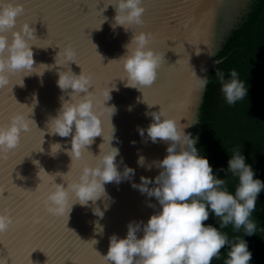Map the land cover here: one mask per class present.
I'll list each match as a JSON object with an SVG mask.
<instances>
[{"label":"water","instance_id":"water-1","mask_svg":"<svg viewBox=\"0 0 264 264\" xmlns=\"http://www.w3.org/2000/svg\"><path fill=\"white\" fill-rule=\"evenodd\" d=\"M250 2L141 0L143 24L125 31L122 26L112 27L116 0H0V6L11 3L23 7L15 28L3 35L11 41L12 32L28 24L33 29L28 43L34 59L31 75L27 71L11 73L9 84L0 88V127H7L14 116H22L29 124V130L21 132L18 146L0 153V214L12 219L9 228L0 233V264H106L102 256L108 251L111 236L126 238L130 222L142 227L160 211L155 197L132 185H139L141 176L154 180L159 175V162L167 155L168 142L153 143L147 132L141 136L139 129L146 130L153 122L147 113L161 110L165 118L180 125L191 124L183 131L197 138L205 88L196 86L192 70L198 77L209 78L220 63L216 55L224 37ZM139 32L151 34L148 47L163 58L156 81L142 92L125 87L122 63L110 61L123 56L124 46ZM69 47L75 53L73 62H67L63 54ZM69 69L75 75L82 69L91 78L88 91L102 126V136L95 137L82 150L81 159L72 163L66 151L71 149V136L51 135V127H47L63 101L75 103L79 99L70 96L71 89L62 92L57 85L58 73ZM109 89L111 99L105 106L116 108L111 118L110 110L104 107ZM111 125L114 133L108 143ZM55 143L61 150L50 155ZM109 146L119 150L115 158L118 171L122 173L127 166L134 174L119 183L104 184L105 195L94 203L72 205L68 219L49 213L45 200L53 184L66 188L78 182L82 169L97 167L98 155L109 152ZM40 147L43 152H39ZM140 157L144 158L142 165ZM40 168L50 175H64H46ZM94 208L103 212L102 218L94 214ZM136 235L141 238L143 232Z\"/></svg>","mask_w":264,"mask_h":264},{"label":"clouds","instance_id":"clouds-1","mask_svg":"<svg viewBox=\"0 0 264 264\" xmlns=\"http://www.w3.org/2000/svg\"><path fill=\"white\" fill-rule=\"evenodd\" d=\"M112 5L116 12L113 28L122 26L128 31L132 25L143 24L141 17L145 9L141 6V0H116ZM22 13L23 7L20 4L8 3L0 6V88L9 84L11 73H32L34 59L28 39L33 36V29L28 24L23 25L19 31L12 32L11 41L3 35L15 28L16 19ZM151 39V34L144 32L133 34L124 46L125 54L119 59L110 60L122 63L125 87L141 91L156 81L157 70L163 58L148 47ZM59 54L60 51L56 57ZM63 54L67 62H73L75 53L72 48H66ZM192 73L196 78V86L203 90L208 78L198 77L194 70ZM215 76L221 84V92L227 104L233 105L245 98L246 87L244 82L237 78L236 71L230 73L231 78L228 80L225 79L224 73L218 70ZM20 85L22 86V83ZM57 85L62 92L71 89L70 96L79 97L75 103L63 101L57 115L50 117L47 124L48 129L51 127L49 134L62 138L71 136V149L66 151L72 163L73 160L81 159L85 146L91 145L95 137L102 136L101 120L92 94L88 91L91 78L83 74L82 69L79 75L73 74L70 69L67 72H59ZM110 99L109 89L105 93L104 107L110 110L111 118L116 108L105 106V102ZM147 115L151 116L153 122L146 130L139 129V134L143 136L146 131L153 143L158 140L168 142L167 155L159 162L162 171L154 180L141 176V183L132 186L141 193L155 197L159 202L160 211L150 216L142 227L139 223L130 222L126 238L111 236L108 251L102 258L106 264H211L221 249L229 244V240L216 227L205 226L203 222L208 220L211 212L220 218L221 227L232 224L236 230L243 227L245 235L255 234L257 225L250 217L256 209V199L264 189V183L254 179L251 166L247 165L241 153L237 152L227 162V172L238 178L235 194H231L227 190L226 180L217 178L208 160L198 154L196 139L183 131L184 127L191 124L180 125L172 118H165L161 110ZM111 128L108 143L113 139L112 125ZM28 130L29 124L22 116L12 117L7 127H0V153L15 149L20 142L21 132ZM60 150L59 143L52 144L49 154L55 155ZM39 152H43L41 147ZM118 154L117 148L110 147L109 152L98 155L97 167L85 166L82 169L78 182L67 185L66 188L54 183L45 200L48 212L57 216L66 215L68 219L72 205L78 203L85 206L89 201L94 203L105 195L104 184L119 183L122 178L133 175L134 170L127 166L122 173L118 171L115 164ZM143 160L144 158L140 157L138 163L142 165ZM33 163L39 166L38 161ZM39 170L50 175L43 168ZM63 175L57 172L50 176ZM150 183L156 186L148 188ZM93 212L103 217L99 208H94ZM11 224L12 219L9 216L0 214V233L5 232ZM138 231L143 232L141 238H137ZM92 241L96 243L95 240ZM227 257L225 264H249L251 253L246 241L241 239L232 244Z\"/></svg>","mask_w":264,"mask_h":264},{"label":"trees","instance_id":"trees-1","mask_svg":"<svg viewBox=\"0 0 264 264\" xmlns=\"http://www.w3.org/2000/svg\"><path fill=\"white\" fill-rule=\"evenodd\" d=\"M216 58L220 63L211 71L205 87L195 146L208 160L213 174L225 179L227 190L234 195L238 178L226 169L229 158L237 152L251 166L254 179L264 183V0H251L246 13L224 37ZM216 70L223 72L226 80L236 71L245 84V98L227 104ZM250 219L257 228L248 236L243 227H221L220 218L209 213L205 226L216 227L229 240L211 264H225L231 245L241 239L251 253L249 264H264V189L257 196Z\"/></svg>","mask_w":264,"mask_h":264},{"label":"snow or ice","instance_id":"snow-or-ice-1","mask_svg":"<svg viewBox=\"0 0 264 264\" xmlns=\"http://www.w3.org/2000/svg\"><path fill=\"white\" fill-rule=\"evenodd\" d=\"M0 90H2V89H0Z\"/></svg>","mask_w":264,"mask_h":264}]
</instances>
